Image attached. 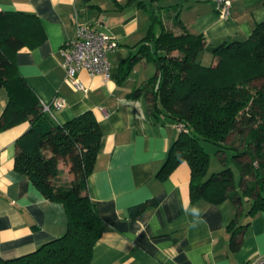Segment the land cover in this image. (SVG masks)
<instances>
[{"label": "crops", "instance_id": "1", "mask_svg": "<svg viewBox=\"0 0 264 264\" xmlns=\"http://www.w3.org/2000/svg\"><path fill=\"white\" fill-rule=\"evenodd\" d=\"M126 1L0 0V10L35 14L41 22L43 41L22 47L14 60L39 100L65 99V106L55 110L52 119L64 122L90 109L99 124L100 147L87 191L103 219V231L89 264H248L257 256L264 257V211L247 214L249 201L244 198L237 208L228 199L192 202L190 168L185 161L166 177L156 176L180 130L169 118L153 119L144 92L132 95L155 74L152 62L137 57L129 73L120 78L122 59L136 53L150 24L147 11L136 1ZM163 1L179 4L171 8H179L184 25L205 36L203 55L224 39L247 38L255 22L264 21V0H230L226 16L219 12L216 0ZM76 22L104 30L117 40V47L107 53V77L90 75L84 69L77 73L85 90L71 84L60 63L59 49L75 36ZM6 102L7 91L0 87V118ZM29 126L26 120L0 127L3 258L33 251L67 227L63 205L45 198L14 167L16 140ZM152 199L155 204L131 213V207ZM232 235L241 241L235 250L230 247Z\"/></svg>", "mask_w": 264, "mask_h": 264}, {"label": "trees", "instance_id": "2", "mask_svg": "<svg viewBox=\"0 0 264 264\" xmlns=\"http://www.w3.org/2000/svg\"><path fill=\"white\" fill-rule=\"evenodd\" d=\"M133 1L147 11L150 24L136 53L122 59L120 78L129 73L137 57L152 62L155 74L132 95L145 93L154 120L169 118L182 127L156 176L166 177L185 161L190 168L192 202L228 199L237 208L244 198L249 201L247 214L264 211V21L255 22L245 39L222 40L211 50L213 63L203 65L200 56L205 36L184 25L179 8L170 9L179 4L161 3L163 0L126 2ZM44 35L35 14L0 10V87L7 91L0 127L30 122L16 140L14 167L28 176L45 198L63 205L67 227L63 234L33 251L11 258L0 256V264H89L103 231V219L87 191L101 131L90 109L64 122L53 120L19 73L15 53L39 44ZM202 141L217 145L224 164L223 148L233 151L230 156L240 171L238 190L230 167L208 172L210 156ZM60 160L68 164L72 174L69 180L61 178ZM148 203L155 204L156 200L131 207V213ZM240 242L232 235L231 249H237Z\"/></svg>", "mask_w": 264, "mask_h": 264}, {"label": "built area", "instance_id": "3", "mask_svg": "<svg viewBox=\"0 0 264 264\" xmlns=\"http://www.w3.org/2000/svg\"><path fill=\"white\" fill-rule=\"evenodd\" d=\"M221 15L226 16L230 7V0H216ZM117 47L116 38L104 31L94 29L76 22L75 36L66 40L59 49L61 65L65 69L66 76L75 88L84 89L77 77V73L84 69L88 74H102L108 76L107 53ZM85 90V89H84ZM42 110L50 117H54V111L65 106L63 97L57 96L50 101H41ZM179 129L182 128L178 125ZM248 264H264V257L257 256Z\"/></svg>", "mask_w": 264, "mask_h": 264}, {"label": "rangeland", "instance_id": "4", "mask_svg": "<svg viewBox=\"0 0 264 264\" xmlns=\"http://www.w3.org/2000/svg\"><path fill=\"white\" fill-rule=\"evenodd\" d=\"M164 2L165 1H162V3H164ZM170 9L172 10V8H170ZM164 13H163V15H165ZM165 21L167 22L166 19H165ZM211 57H212L211 53H206V55L202 54L200 56V60L203 63V65H210L211 61H212ZM202 145H203L205 151L210 156V165H209L208 172L209 173L218 172V171H221L225 167H230L231 171L233 173L235 184L238 185L239 181H240V171L237 168V166L235 165V163L233 161V157L230 156V154L233 151H231L229 148H223L224 149V154L226 155V160H225V164H224L222 162V160L220 159V156H218V154H217V151H216L217 148H218L217 145H215L212 142H208V141H202ZM59 166L62 169L61 178L63 180H69L72 177V174H70L68 164L66 162L60 160V165Z\"/></svg>", "mask_w": 264, "mask_h": 264}]
</instances>
